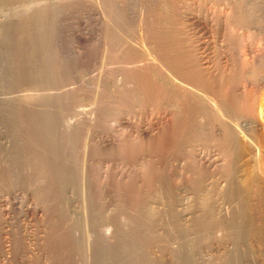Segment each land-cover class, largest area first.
<instances>
[{"label":"rangeland","instance_id":"1","mask_svg":"<svg viewBox=\"0 0 264 264\" xmlns=\"http://www.w3.org/2000/svg\"><path fill=\"white\" fill-rule=\"evenodd\" d=\"M210 5L221 3L0 0V264H205L208 237L185 216L202 178L189 168L190 107L136 67L139 42L174 59L186 46L216 55V29L187 18ZM169 104L177 121L157 139ZM149 123L153 139L136 132ZM237 257L227 261L251 264Z\"/></svg>","mask_w":264,"mask_h":264},{"label":"bare ground","instance_id":"2","mask_svg":"<svg viewBox=\"0 0 264 264\" xmlns=\"http://www.w3.org/2000/svg\"><path fill=\"white\" fill-rule=\"evenodd\" d=\"M208 1L220 2L222 7L219 5L216 9L210 5L203 13H190L187 18L201 31L216 29L218 35L211 44L218 47L214 48L218 50L216 55L212 46L207 45L211 51L205 52L203 57H195L194 52L190 50L189 53V46L182 48L174 39V44L183 49V53L179 51L181 57L174 59L162 50L157 51L158 42L151 40L152 52L139 42V47H143V51L148 50L149 54L145 51L146 61L136 70L146 74L147 80L148 74L154 73L158 89L171 93L175 103L176 100H185L190 107L193 139L189 149V168L193 175L201 172L202 178L196 182L193 180L195 183L190 190L185 216L191 229L194 230L196 224H202L208 237L202 247L205 250V264H220L225 260L229 264L227 260L231 256L240 258L247 254L251 264H264V0ZM143 16L146 18V15ZM229 21L232 23L230 26ZM146 28L143 30L148 31ZM178 33L176 36L181 35ZM250 72L260 79L262 86L257 91L248 88ZM156 88L155 91L158 90ZM172 106L179 112L175 105ZM174 108H163L158 112V127L153 131L157 132V139V135L162 136L160 132L166 133L163 130L177 121L175 116L178 113ZM155 125L149 123L141 129L137 124L136 132L139 136L152 133ZM153 136L152 133L150 139ZM234 140L237 141L232 143L237 144L236 151L229 150ZM230 151L237 153L234 167L230 166Z\"/></svg>","mask_w":264,"mask_h":264}]
</instances>
